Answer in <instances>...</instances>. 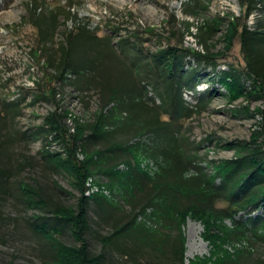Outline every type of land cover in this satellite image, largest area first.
Listing matches in <instances>:
<instances>
[{"label":"rangeland","instance_id":"rangeland-1","mask_svg":"<svg viewBox=\"0 0 264 264\" xmlns=\"http://www.w3.org/2000/svg\"><path fill=\"white\" fill-rule=\"evenodd\" d=\"M27 1L0 0V168L10 172L0 190V264H46L52 260L55 250L37 229L42 223L50 229H58L56 236L64 243L78 244L69 225L56 220L53 214V208L58 205L75 208L81 194L74 185L73 174L59 163L67 157L65 141L50 126L56 113L61 116L67 133L74 134L77 125L95 118L109 86L134 82L139 87L148 110L155 116L158 114L157 128L167 136L169 146L176 147L184 157L195 159L184 172L186 177L197 175L200 169L213 174L219 163L247 154L251 147L264 151L260 112L264 110V97L250 98L242 94L233 99L221 82L225 72L235 67L246 89L252 88V80L237 67L243 63L241 22L236 20L243 16L239 0H37L44 13L60 8L62 14L68 16L67 29L85 25L88 35L101 42L96 48L104 44L126 63H113L114 59L109 57L102 61L104 64H82L84 70L80 75L68 70L64 80L51 84L56 94L48 98L37 97L46 91L49 83L45 85L44 70L33 50L36 36L35 28L28 23ZM233 20L236 30L231 33ZM258 20H264V3L249 16L247 24L254 27ZM183 21L192 25L188 27ZM114 23L121 34L132 31L140 35L138 49L133 37L128 47L117 45L119 42L111 30L115 28ZM209 25L213 30L207 35L206 46H202L198 41L203 29L198 27L208 28ZM151 28L155 33L146 31ZM63 29L61 26L54 39L55 45L64 40ZM168 45L182 46L213 58L207 61L191 55L182 61L184 69H193L192 83L196 85L194 89H183V102L189 109L186 113L183 110L176 113L175 119L160 110L162 99L156 90L158 80L163 88L170 78L160 66H149L152 53ZM87 52L84 54L94 58ZM41 55L44 60L49 58L43 50ZM54 57V65H57L60 53ZM259 64L263 66V62ZM128 67L137 71L133 80L125 76ZM119 76L121 80L116 82ZM106 82L108 87H104ZM115 105L113 101L107 108ZM159 131H146L135 138L140 139L141 144H160ZM76 156L80 161L85 159L80 147L76 149ZM160 164V160L138 152L130 165L120 161L116 170L124 178L130 168L136 166L152 178ZM98 177L86 178L84 192L92 178L108 192L104 196L114 202L112 205L107 200L102 203L93 200L89 205V227L85 236L91 253L103 255L99 264H178L174 253L178 236L175 220L157 217L151 207L137 219L152 228L145 231L140 227L147 240H138L135 233L129 232L115 240L116 243H102V238L112 234L116 227L133 220L131 200L146 202L144 196L153 182L146 181L147 186L142 184L132 191L119 187L113 190L104 177L102 182ZM220 178H216L215 184ZM21 182L35 188L43 203H28ZM228 204L226 199L216 202L220 210ZM233 214L237 221L241 220L240 225L245 226L246 231L228 216L213 215L211 233L221 235L224 227L234 230L230 241L222 245L229 253H241L234 264H264V228L251 226L264 220L263 205L252 212L244 209ZM181 230L185 236V264L213 257L215 247L204 237L206 227L202 219L188 214Z\"/></svg>","mask_w":264,"mask_h":264},{"label":"trees","instance_id":"trees-1","mask_svg":"<svg viewBox=\"0 0 264 264\" xmlns=\"http://www.w3.org/2000/svg\"><path fill=\"white\" fill-rule=\"evenodd\" d=\"M239 3L243 9V16L242 18L237 17L236 20L241 22L239 31L243 63L237 67H240L243 74L252 80V88L246 89L245 82L238 72V68L235 67L225 72L221 82L233 99L242 94L250 98L264 97V20H258L254 27L247 24L249 16L258 7H263L264 0H239ZM26 5L30 14L28 23L35 28L36 37L34 41L36 46L33 50L36 53L38 63L44 70L45 85L49 83L46 91L41 92L37 97H54L56 90L51 84L64 80V74L68 70L80 75L84 70L82 64L92 66L109 57L114 59L113 63L126 64L119 56L113 55V50L104 44L99 45L97 49L96 46L101 42L99 43L88 35L89 31L85 25H75L67 29L68 16H64L59 10L60 8L56 7V10L44 13L41 5L37 4V0H28ZM187 5L190 6L189 3ZM185 13L194 14L192 11H185ZM183 23L188 27L192 25L186 21ZM231 23L232 27H235H231L230 32L232 33L234 29L236 30V23L234 20ZM116 24L119 25L117 22ZM116 24L114 23L115 28L111 30L115 33V40L119 42L117 45L128 47L129 40L133 37L135 47L138 49L139 40L137 38L139 39L140 35L132 31L121 34V29L116 30L118 28ZM61 26L64 27L62 32H64L65 37L63 41L56 42L57 45H55L54 39L57 37ZM198 29H203L202 32L200 31L202 38L198 44L206 46L209 41L207 35L213 28L209 25L208 28L199 26ZM146 31L155 33L152 28ZM118 34L119 36L116 37ZM42 50L49 55L48 59L44 60L41 55ZM86 51L94 58H89L84 54ZM58 53H60V60L57 65H54V56ZM191 55L198 59L204 58L207 61L213 59H209V55H203L195 50L173 45L158 49L151 55L149 66H160L170 78L163 88L158 80L156 90L162 99V104L159 105L160 110L165 114H171L173 119L176 118V113H180L181 110L186 113V110L189 109L183 102V89L185 87L194 89L196 85V82L192 83L195 75L193 69L186 70L181 64L186 57ZM262 62L263 66H260L259 63ZM102 63L104 64V62ZM141 68L142 70L145 69ZM127 70L125 76L133 80V74L135 75L137 71L134 72L129 67ZM117 80H121L120 76L116 78V82ZM132 83L127 85L124 82L123 85L109 86L110 90L107 89L106 95L108 97H102L103 100L99 105L100 110L96 113L95 118L89 123L77 125L74 134L67 133L66 127L61 122V116L56 113L53 114L54 119L50 128L59 133V138L65 141L67 149V157L59 163L63 169H69L67 171L73 174L74 185L81 195L78 197L75 208L65 205H58L53 208L55 219L69 225L78 244L64 243L56 236L59 232L58 229L52 228L54 229L52 230L46 226V223L38 226V231L55 250L54 257L46 264H99L101 262L103 255L91 253L85 236L89 227V205L90 201L93 200L100 203L107 200L112 205L114 202L101 194H96L93 198L84 196L85 180L90 175L100 176V178L98 177L100 182L105 178V182L113 190L119 187L121 190L125 188L132 191L135 187L140 188L142 184L144 187L147 186L146 181L153 182L152 188L144 196V199H147L146 202H138L139 199L135 202L131 200L133 220L116 227L112 234L104 236L102 238L103 244L116 243L115 240L117 241L118 238H122L129 232L135 233L138 240H147L140 227H143L142 229L145 231H151L152 228L137 219L139 216L145 215L146 210L151 207L153 214L157 217L175 220L178 236L174 243V253L179 260L178 264H185V236L181 226L188 214L203 220L206 227L204 237L210 240L215 247L212 251L213 257L193 260L189 264H234L241 253L232 254L222 247L230 241V236L234 234V230L224 227V232L221 231V235L211 233L214 224L211 217L213 215L228 216L236 226H241L245 230V226L240 225L241 220L237 221L233 213L244 209L252 212L258 209L261 204L264 208V151L260 148L251 147L247 154L219 163L213 174L204 173L200 169L197 175L184 176V172L188 170L189 165H193L195 159L184 157L176 147L169 146L171 145L168 142L169 139L165 134L163 136V133L157 128L158 114L155 116L153 112L148 110L139 87L134 82ZM104 87H108L107 82ZM113 101L116 102L115 107L108 109V104ZM260 112L263 115L262 133H264V110H260ZM146 131H159V138L162 136V142L153 145L144 142L141 144L140 139L137 140L135 137ZM130 141L131 143H128ZM79 147L85 154V159L82 161L76 156V149ZM138 152L160 160L159 171L155 177H148L136 166L131 167L124 178L116 170L120 161L130 165L131 159ZM9 175L10 172L6 168H0V190ZM219 176L221 177L220 182L215 184V180ZM20 187L28 203H43L35 188L22 182ZM131 197L133 198V196ZM220 199H226L229 202L227 208L217 209L216 202ZM249 221L251 222V220ZM251 226L264 228V220L259 224L254 222Z\"/></svg>","mask_w":264,"mask_h":264},{"label":"built area","instance_id":"built-area-1","mask_svg":"<svg viewBox=\"0 0 264 264\" xmlns=\"http://www.w3.org/2000/svg\"><path fill=\"white\" fill-rule=\"evenodd\" d=\"M109 191V190H108ZM110 193V192H109ZM85 196H95L96 194H108V192L106 190H103V188H101L96 181H94L92 178H90L87 182V186L84 192Z\"/></svg>","mask_w":264,"mask_h":264}]
</instances>
